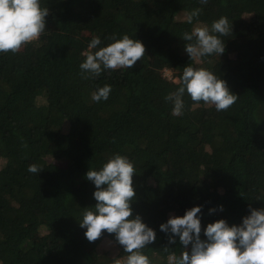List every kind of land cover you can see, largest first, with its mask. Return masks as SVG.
Wrapping results in <instances>:
<instances>
[{
  "label": "trees",
  "instance_id": "obj_1",
  "mask_svg": "<svg viewBox=\"0 0 264 264\" xmlns=\"http://www.w3.org/2000/svg\"><path fill=\"white\" fill-rule=\"evenodd\" d=\"M41 7L49 14L39 40L0 53V264L125 258L114 233L89 242L80 227L85 208L97 203L86 173L117 153L134 165L133 217L156 233L142 249L151 264H169L184 250L179 237L169 244L170 233L160 230L172 216L202 206L205 240L209 223L238 226L250 209H264V0H41ZM196 8L201 14L187 23ZM222 16L232 22L220 37L225 52L191 60L183 34ZM113 34L142 42L145 56L131 69L82 78V53L107 46ZM96 36L101 44L89 49ZM187 65L223 79L236 103L217 111L185 93L183 115L173 116L165 97ZM104 85L108 100L94 102ZM30 164L44 170L30 173Z\"/></svg>",
  "mask_w": 264,
  "mask_h": 264
},
{
  "label": "clouds",
  "instance_id": "obj_2",
  "mask_svg": "<svg viewBox=\"0 0 264 264\" xmlns=\"http://www.w3.org/2000/svg\"><path fill=\"white\" fill-rule=\"evenodd\" d=\"M206 5L208 0H200ZM202 9L196 8L186 14V21L192 24ZM48 8L41 7V0H0V53L17 54L26 45L39 40L46 31L45 17ZM232 31V22L220 17L211 27L196 26L191 32H185V51L193 61L225 52V43L220 38ZM98 50L82 53L84 61L79 65L84 79H94L105 69H131L145 56V46L139 40L123 35ZM101 39L93 37L89 49H97ZM112 89L104 85L91 94L94 102L108 100ZM187 93L193 102L203 101L214 105L217 111H224L236 103L238 96L230 92L226 82L205 68L187 65L180 77V86L170 92L165 101L173 105L172 115L182 116L185 108L184 96ZM27 145H25L26 147ZM28 172L38 174L44 169L30 164ZM134 165L127 156L113 155L99 170L89 169L87 180L94 183L93 193L97 201L94 208H85L80 227L85 228V237L89 242L99 239L104 231L115 234L116 241L128 253L125 258L116 259L114 264H151L142 252L156 240L155 231L142 222L140 215L133 217L130 207L135 197L133 188ZM202 206L186 210L182 217H170L160 225V230L170 233L169 244H175V237L183 246L179 256L174 252L168 257L169 264H264V209H250L240 225L229 226L224 219L209 223L204 229L205 240L201 239ZM215 209H210V212ZM223 211V206H220ZM130 217H132L130 219ZM189 246L190 249H189ZM164 250L167 252L168 247Z\"/></svg>",
  "mask_w": 264,
  "mask_h": 264
},
{
  "label": "rangeland",
  "instance_id": "obj_3",
  "mask_svg": "<svg viewBox=\"0 0 264 264\" xmlns=\"http://www.w3.org/2000/svg\"><path fill=\"white\" fill-rule=\"evenodd\" d=\"M164 75L168 78L172 77V72L169 69L164 70ZM0 164H2V160H0ZM29 236L31 239H37L40 236V230L33 228L29 231ZM116 254V253H114Z\"/></svg>",
  "mask_w": 264,
  "mask_h": 264
}]
</instances>
